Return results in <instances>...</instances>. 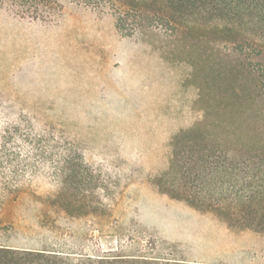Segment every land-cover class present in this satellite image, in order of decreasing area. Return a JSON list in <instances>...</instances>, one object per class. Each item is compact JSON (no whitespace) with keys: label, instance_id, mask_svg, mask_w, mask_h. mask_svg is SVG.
I'll return each mask as SVG.
<instances>
[{"label":"rangeland","instance_id":"374dc122","mask_svg":"<svg viewBox=\"0 0 264 264\" xmlns=\"http://www.w3.org/2000/svg\"><path fill=\"white\" fill-rule=\"evenodd\" d=\"M48 3L49 13L32 18L0 2V94L81 138L85 172L95 182L87 198L92 209L107 210L102 225L111 224L113 234L77 238L74 250L133 258L126 264L142 256L169 261L160 264H209L210 249L229 238L224 225L193 209V172L209 170L193 161L215 145L207 136L221 148L231 137L238 145L264 144V89L257 88L258 80L264 86L258 72L264 29L174 0H140L174 29L125 36L106 9ZM124 174L134 179L111 203L110 190ZM171 182L192 199L169 190ZM159 183L165 191L156 190ZM9 209L28 219L44 209L58 217L53 205L25 197ZM146 226L161 236L132 231ZM95 227L88 221L85 229L96 235Z\"/></svg>","mask_w":264,"mask_h":264},{"label":"trees","instance_id":"16d2710c","mask_svg":"<svg viewBox=\"0 0 264 264\" xmlns=\"http://www.w3.org/2000/svg\"><path fill=\"white\" fill-rule=\"evenodd\" d=\"M4 1L15 4L18 13L40 18L48 12L45 9L51 0H0ZM71 1L108 10L115 28L125 36L138 35L149 27L174 29L168 17L150 13L140 0ZM174 1L229 20L247 19L264 29V0ZM258 72L263 77L264 66ZM262 83L257 82L259 91L264 89ZM205 139L215 145L209 154L193 161L209 169L207 173L202 168L193 172V199L177 182L167 184L168 189L185 193L187 200H193L194 210L208 214L214 223L226 228L228 244L210 249L213 261L209 264H264V144L238 145L231 137V145L221 148L217 138ZM80 140L37 118L16 99H4L0 94V264H126L133 259L124 254H98L99 248L92 253L73 248L77 238L113 234L109 231L111 224L106 228L102 225L110 218L107 210L92 209V201L87 198L95 182L85 172L88 160ZM132 179L131 174L117 178L110 190L111 203H118L117 195ZM156 190L165 191L163 184H156ZM24 197L32 203L53 205L58 217L44 209L40 218L28 219L9 209ZM138 215L143 213L139 211ZM88 221L96 223V235L85 229ZM132 231L141 235L157 231L161 236L149 226ZM136 259L140 260H134L135 264L169 262L146 256Z\"/></svg>","mask_w":264,"mask_h":264}]
</instances>
